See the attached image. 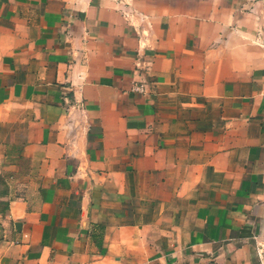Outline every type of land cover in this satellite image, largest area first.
<instances>
[{"label":"crops","instance_id":"crops-1","mask_svg":"<svg viewBox=\"0 0 264 264\" xmlns=\"http://www.w3.org/2000/svg\"><path fill=\"white\" fill-rule=\"evenodd\" d=\"M141 1L0 0V264H264V0Z\"/></svg>","mask_w":264,"mask_h":264},{"label":"rangeland","instance_id":"rangeland-1","mask_svg":"<svg viewBox=\"0 0 264 264\" xmlns=\"http://www.w3.org/2000/svg\"><path fill=\"white\" fill-rule=\"evenodd\" d=\"M178 2V1H180L181 2V0H152V1H149V0H143V1H141V3L142 2H145V3H147V2H154L155 3V5L154 6H157V7H162V6H164L165 5V2L167 3V2ZM149 4V3H148Z\"/></svg>","mask_w":264,"mask_h":264},{"label":"built area","instance_id":"built-area-1","mask_svg":"<svg viewBox=\"0 0 264 264\" xmlns=\"http://www.w3.org/2000/svg\"><path fill=\"white\" fill-rule=\"evenodd\" d=\"M134 90L135 91H142V86L140 85V86H136V87H134Z\"/></svg>","mask_w":264,"mask_h":264}]
</instances>
